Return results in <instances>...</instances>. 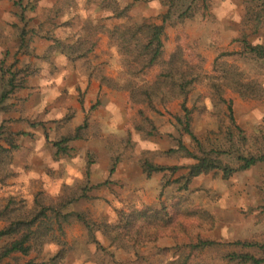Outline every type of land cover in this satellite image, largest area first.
<instances>
[{"label": "rangeland", "instance_id": "1", "mask_svg": "<svg viewBox=\"0 0 264 264\" xmlns=\"http://www.w3.org/2000/svg\"><path fill=\"white\" fill-rule=\"evenodd\" d=\"M23 3L27 27L40 32L31 37L32 53L19 49L14 25L22 24L20 8L13 0H0V60L17 67L30 64L34 69L26 86L13 93L0 110V125L24 133L15 135L17 148L11 152L7 171H0V205L9 203L11 197L23 199L27 206L34 199L47 203L42 199L46 193L55 197L63 192L65 184L76 187L89 168L90 197L64 211L83 212L96 224L119 219L124 222L142 203V208L157 210L160 217L153 218L156 226L150 224L147 230L142 229L146 226L142 217L131 220L129 231L139 240L133 248L131 241L126 243L129 248L116 247L101 234L102 229L97 231L104 246L100 249L90 240L86 226L71 216L62 222L64 235L58 244H45L40 253L28 256L16 254L0 264H174L182 254H188V245L199 237L220 242H264V162L226 179L218 172L200 175L187 190L177 189L175 183L164 186L167 178L163 172L147 176L140 163L146 159L163 165L193 162L165 153L177 146L179 138L190 142L175 121V116L182 114V98L168 94L151 109L145 103H132L127 91L100 82L101 74L118 81L127 76L121 52L107 30L108 25L118 22L109 17L111 7H125V18L130 22L146 17L160 23L166 7L159 0ZM243 14L242 0H208V9L200 8L181 23L165 25V54L179 44L190 65L201 74L210 73L221 51L239 48L236 39L246 29ZM48 31L70 45L82 36L89 37L92 50L73 59L51 47L52 38L43 35ZM227 62H234L247 78L259 77L264 85V68L258 62L237 57H229ZM158 71L154 67L133 79L137 85L151 83ZM208 96L209 89L198 82L186 98L187 106L193 108L192 127L200 135L217 131L214 115L207 113L206 106L204 109ZM224 96L232 99L236 121L249 136L253 149L264 145V99L245 98L230 89ZM143 113L155 126L153 134L147 135L143 129L148 128ZM85 122L87 131L72 143V156L55 158L50 142ZM0 142L9 146L3 139ZM114 160L117 166L110 173ZM61 248L64 254L55 257ZM227 250H195L188 264H231L223 257Z\"/></svg>", "mask_w": 264, "mask_h": 264}, {"label": "trees", "instance_id": "2", "mask_svg": "<svg viewBox=\"0 0 264 264\" xmlns=\"http://www.w3.org/2000/svg\"><path fill=\"white\" fill-rule=\"evenodd\" d=\"M159 1L166 7L165 12L160 15V23L146 17L130 22L125 18L127 14L125 7H111L112 15L109 17L117 19L118 22L108 25L107 30L115 41L117 50L121 52V61L123 67H126L127 76L119 80L120 82L104 74L99 76L102 84L127 91L132 103H145L151 109H155L156 101H164L168 94L175 98H182V114L176 115L175 121L180 132L189 136L190 142L186 144L179 138L177 146L168 149L165 153L178 158H191L193 162L163 165L146 159L140 163L142 171L147 176L163 172L167 178L164 186L175 183L177 189L187 190L192 180L200 175L218 172L222 178L226 179L237 172L264 162V145L253 149L249 136L236 121L232 99L224 96V91L230 89L245 98L264 99V85L261 79L247 78L244 71L234 62H227L229 57L250 58L264 68V0H242L244 3L242 22L246 29L242 30L236 39L239 48L221 51L215 57L212 70L208 74H201L188 63L184 50L179 44L167 55L164 50L165 25L181 23L191 18L200 8L208 9V0ZM13 2L20 8L19 17L22 21L21 25H14L15 33L20 39V52L32 53L31 37L34 33L39 34V29L27 27L24 0H13ZM43 35L47 39L52 38L51 47L73 59L84 56L93 47L89 37L82 36L76 40V44L70 45L54 37L51 31ZM154 67L159 68L155 80L137 85L133 76ZM33 72L34 69L30 64L17 67L13 63H6L5 59L0 60V110L4 108L6 101L13 93L26 86L28 77ZM198 82L209 89L211 97L208 96L209 101H206L204 109L207 107V113L214 115L217 121V131L208 130L201 135L197 134L192 127L193 108L186 104L188 94ZM143 120L148 123V128H143L145 133L153 134L155 126L151 119L143 113ZM86 127L85 122L76 126L72 132L51 141L55 158L72 156L74 149L72 143L84 137ZM21 133L23 132L12 131L0 125V139L9 145L4 146L0 142L1 173L7 171L11 152L17 148L15 135ZM116 166L117 160H114L109 169L110 173L115 171ZM89 172L87 168L82 175L80 180L82 184L76 187L65 184L60 195L50 197L46 193L42 199L47 203L34 199L33 204L27 206L23 199L16 201L11 197L9 203L0 205V222L3 223L0 225V262L5 259H14L16 254L28 256L32 252L40 253L45 244H58L60 236L64 235L62 222L67 221L71 216L86 226L90 240L97 248L104 249L97 235V231L101 229V234H105L116 247H125L128 241H131L133 244L130 246L134 247L139 240L133 238V234L129 231V223L131 220L137 221L142 217L146 221V226H142V229L147 230L150 224H154L152 219L160 217L157 210L152 211L147 206L142 208L144 205L138 203V205L141 204V208L128 214L124 222L119 219L100 224L93 222L83 212L64 211L69 206L90 197L89 191L92 185ZM7 175L8 173L5 174ZM155 226L156 224L153 228ZM126 247L129 248V246ZM224 247L229 248L223 255L228 263L264 264V242L240 239L220 242L209 237H199L194 243L191 242L188 245V254H182L174 264H188V257L195 250ZM63 252L61 248L55 257H61L59 253L62 255ZM52 259L54 258L51 257ZM5 264H17V262ZM26 264H34V262Z\"/></svg>", "mask_w": 264, "mask_h": 264}]
</instances>
